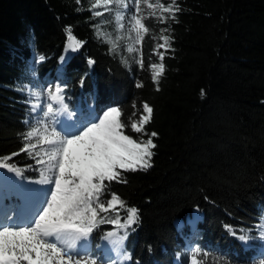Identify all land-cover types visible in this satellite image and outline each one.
Returning a JSON list of instances; mask_svg holds the SVG:
<instances>
[{
	"label": "trees",
	"instance_id": "1",
	"mask_svg": "<svg viewBox=\"0 0 264 264\" xmlns=\"http://www.w3.org/2000/svg\"><path fill=\"white\" fill-rule=\"evenodd\" d=\"M176 7L166 23L148 17L151 32L128 53L123 40L110 51L97 35L103 18L92 14L90 0H0V158L11 157L7 163L27 181L39 178L36 161L21 151L32 114L25 85L60 86L76 116L117 106L122 119L136 111V120L147 103L153 113L144 127L158 133L152 166L121 170L126 182L110 186L138 209L123 243L132 257L126 264H186L196 247L208 253L204 264H264L257 230L264 217V0H175ZM104 26L116 32L114 23ZM162 35L169 46L157 48ZM69 41L77 50L59 70ZM151 63L164 65L158 82ZM116 210L123 222L125 209ZM194 211L201 217L195 228L178 230L175 223ZM226 226L254 238L241 242ZM114 229L100 224L90 238L100 258L96 246Z\"/></svg>",
	"mask_w": 264,
	"mask_h": 264
},
{
	"label": "snow or ice",
	"instance_id": "2",
	"mask_svg": "<svg viewBox=\"0 0 264 264\" xmlns=\"http://www.w3.org/2000/svg\"><path fill=\"white\" fill-rule=\"evenodd\" d=\"M76 2L79 4L80 0ZM133 3L134 8H130L125 0H90L91 8L104 5L109 12V18L102 23L114 21L117 31L124 30L129 34L133 44L127 46L128 53L139 51L134 44H141L145 34L151 32L144 21L148 16L156 17L155 9L173 13L169 17L171 19L175 18L174 11H179L178 7L173 9L175 0L167 5L161 3V0H155L154 3L149 0H133ZM141 3L154 11L148 16L142 15ZM111 5H115V8L109 7ZM123 9L128 10L127 16ZM92 14L103 15L100 11ZM157 19L166 23L168 18ZM168 31V28L161 29L162 33ZM133 32L134 38L131 36ZM160 39L164 44H158L157 48L169 46L170 36L162 35ZM115 47L113 43L110 51ZM76 50V47L72 48V51ZM163 58L161 53L160 59ZM44 59L43 56L39 57L40 61ZM136 62L142 69L145 68L142 58ZM94 63L92 59L88 60L90 66ZM148 67L156 69L152 79L158 82L164 65L151 63ZM80 83L83 86V79ZM142 86L137 83V87ZM45 92L51 103L32 105L33 111H38L40 118L36 125L30 126L23 134L26 143L21 148L36 164L41 165L36 169L39 178L31 181L40 187H25L23 181L28 178L23 175V170L7 163L11 157L0 158V169H7V172L19 178L14 194L21 199L13 211L5 212L0 219V264H126L132 257L124 249L123 243L129 234L128 230L135 231L132 225L138 223V209L127 206L117 194L110 191V186L113 181L126 182L120 179L122 171L134 172L138 168L147 169L152 166V149L157 147L153 137H157L158 133H148L144 126L151 120L153 109L144 103L143 112L134 120L136 111L122 119L123 110L112 106L100 113H89L81 119L68 111L60 86L48 88ZM32 95L39 100L41 94ZM132 107L136 109L137 106L133 104ZM61 116L65 119L61 120ZM129 128L143 135L133 138L125 134L124 129ZM4 178L11 179L6 175ZM116 205L126 211L123 222ZM109 210L116 214L111 218L101 215ZM100 224L116 226V231H108L102 237L107 241L105 247L116 258L108 256L101 259L90 247V238ZM257 227L260 229V239L264 240V219ZM226 228L230 235L236 236L241 242L254 238L246 234L237 236L230 226ZM96 247L100 248L101 245ZM207 255L199 247L190 249L185 257L186 264H204L203 258ZM180 257L181 254L177 253V259Z\"/></svg>",
	"mask_w": 264,
	"mask_h": 264
},
{
	"label": "rangeland",
	"instance_id": "3",
	"mask_svg": "<svg viewBox=\"0 0 264 264\" xmlns=\"http://www.w3.org/2000/svg\"><path fill=\"white\" fill-rule=\"evenodd\" d=\"M149 2H155V0H149ZM161 3L167 5L169 3L165 2L164 0H161ZM111 8H115V5H111L109 6ZM122 7V6H121ZM141 10H142V15L144 16H148L149 13L153 12L154 10L153 9H148L147 8V5L144 4V3H141ZM95 11H100L103 13L102 18H103V21L106 19L105 16L109 14L108 11L105 10V6L104 5H101L99 8H93ZM125 15L127 16V13H128V10L127 9H123ZM155 12H156V17H151V16H148V17H151L153 18V20L155 22H158V23H161L157 17H168V15L170 14V12H163L162 9L160 8H157L155 9ZM114 23V26H115V22L113 21ZM107 23H102V26L98 27L96 29V33L99 37H102L105 41H107L110 46L112 47V44L114 43L116 46L118 45V43L123 40V42L128 46L129 44H133V40L132 39H129V34L124 31V30H120V31H117L112 34L106 26ZM131 36L134 38L135 37V33H131ZM111 41V42H109ZM76 47V45L72 42V41H69L65 47V54H64V59L60 61V65H59V70H62V68L64 67V65L66 64L68 58L75 52V51H72V48ZM25 90H26V93L29 95V105L31 107V117H30V123H31V126L33 125H36L37 123V120L40 118L39 116V112L36 111L34 112L33 109H32V105L35 104V103H40L42 105H46L47 103H51V101H49L47 99V96H46V92L45 90L49 88V86H45L43 89H40V88H35L33 87L32 85H25L24 86ZM32 93H40V97H39V100H37L35 98V96L32 95ZM147 115V113H146ZM81 119H83L85 116H83L82 114H79V116ZM61 120H64L65 117L64 116H61L60 117ZM38 165V164H37ZM39 168L41 167V165H38ZM139 169V168H138ZM14 173H9L7 172V169H0V195H1V198H0V219L3 218V215L5 212H11L13 211V208L14 206L18 205L21 203V199H20V196L19 195H16L14 193H16L17 191V183L19 182L18 181V178H16L14 175ZM5 175L11 179H5ZM29 184L31 182H28ZM28 184V185H29ZM33 184V183H32ZM25 187L27 188H31L29 187L27 184H25ZM27 185V186H26ZM35 185V184H33ZM40 187V186H39ZM195 220V225L196 223L199 221V215L198 213H192L191 217L188 218L187 220H184V221H178L175 223V227L178 229V230H181L182 228H189V229H193V226H191L189 224V221L191 223L192 220ZM264 219V217L262 218ZM261 219V221H262ZM260 221V223H261ZM117 229H114V230H110V231H116ZM120 232H122L123 230H119ZM258 235H259V238H260V229L258 228ZM103 237V236H102ZM101 237V240L100 242L98 243V245H101L100 248H97V250L101 251L103 256H101V259H104L108 256H111L112 258H116L115 254L110 252L109 248L108 247H105V245L107 244V241L103 240ZM261 243H262V246H263V249H262V253L264 254V240L260 239ZM262 262L264 263V256H263V259H262Z\"/></svg>",
	"mask_w": 264,
	"mask_h": 264
},
{
	"label": "bare ground",
	"instance_id": "4",
	"mask_svg": "<svg viewBox=\"0 0 264 264\" xmlns=\"http://www.w3.org/2000/svg\"><path fill=\"white\" fill-rule=\"evenodd\" d=\"M14 175V174H13ZM15 176V175H14ZM29 184V183H28ZM27 184V185H28ZM26 185V186H27ZM29 187H31V188H36V187H39V185H33L32 183H30L29 185H28ZM194 213H197V211H194ZM192 215V214H191ZM199 215V214H198ZM191 217V216H190ZM189 217V218H190ZM199 219L201 220V217L199 216ZM178 222V221H177ZM189 224L191 225V226H193V228H195V220L193 219L192 221H191V223H190V221H189ZM257 230H258V227H257Z\"/></svg>",
	"mask_w": 264,
	"mask_h": 264
},
{
	"label": "water",
	"instance_id": "5",
	"mask_svg": "<svg viewBox=\"0 0 264 264\" xmlns=\"http://www.w3.org/2000/svg\"><path fill=\"white\" fill-rule=\"evenodd\" d=\"M28 182H31V181H27V182H25V184H28Z\"/></svg>",
	"mask_w": 264,
	"mask_h": 264
},
{
	"label": "crops",
	"instance_id": "6",
	"mask_svg": "<svg viewBox=\"0 0 264 264\" xmlns=\"http://www.w3.org/2000/svg\"><path fill=\"white\" fill-rule=\"evenodd\" d=\"M0 198H1V195H0Z\"/></svg>",
	"mask_w": 264,
	"mask_h": 264
}]
</instances>
